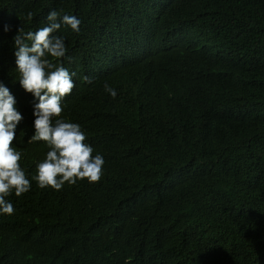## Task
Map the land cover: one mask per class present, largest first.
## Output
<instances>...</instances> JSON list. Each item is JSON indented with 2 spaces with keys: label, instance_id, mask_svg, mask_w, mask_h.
<instances>
[{
  "label": "trees",
  "instance_id": "1",
  "mask_svg": "<svg viewBox=\"0 0 264 264\" xmlns=\"http://www.w3.org/2000/svg\"><path fill=\"white\" fill-rule=\"evenodd\" d=\"M52 10L82 21L54 33L77 74L61 117L103 174L13 190L0 264H264V0H0V82L23 116L12 146L34 172L49 147L28 143L14 37Z\"/></svg>",
  "mask_w": 264,
  "mask_h": 264
},
{
  "label": "clouds",
  "instance_id": "2",
  "mask_svg": "<svg viewBox=\"0 0 264 264\" xmlns=\"http://www.w3.org/2000/svg\"><path fill=\"white\" fill-rule=\"evenodd\" d=\"M32 16L28 13L29 20ZM46 19L47 26L35 32H25L20 27L14 37L19 83L33 94L36 102L33 113L35 133L28 143L45 141L49 147L46 158L39 162L35 172L30 161L23 164L21 152L12 146L23 116L17 110V100L9 89L11 85L7 87L0 82V213L3 214L14 213L13 204L6 199L13 190L20 197L37 181L41 189L51 187L48 189L59 191L66 182L75 185L78 180L87 179L95 183L103 174L105 160L100 154L93 156L94 148L85 142L86 134L81 126L61 117L62 112L68 113L64 110L65 102L72 95L73 77L77 74L63 66V60L70 59L66 55L68 48L65 38L54 33L62 25L79 33L82 21L74 15L61 16L56 10L50 11ZM5 30L9 31L10 27ZM84 81L92 83L87 76ZM104 90L112 98L118 94L107 83Z\"/></svg>",
  "mask_w": 264,
  "mask_h": 264
}]
</instances>
